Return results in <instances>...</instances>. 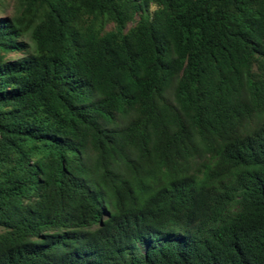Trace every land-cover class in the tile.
Here are the masks:
<instances>
[{
    "label": "trees",
    "instance_id": "1",
    "mask_svg": "<svg viewBox=\"0 0 264 264\" xmlns=\"http://www.w3.org/2000/svg\"><path fill=\"white\" fill-rule=\"evenodd\" d=\"M0 229V264H264V0L0 15Z\"/></svg>",
    "mask_w": 264,
    "mask_h": 264
},
{
    "label": "rangeland",
    "instance_id": "2",
    "mask_svg": "<svg viewBox=\"0 0 264 264\" xmlns=\"http://www.w3.org/2000/svg\"><path fill=\"white\" fill-rule=\"evenodd\" d=\"M2 1L4 3V7L0 10V15L2 17L13 15L16 8L18 7L19 0H2ZM21 57H23L22 53H14L9 56V59L16 60Z\"/></svg>",
    "mask_w": 264,
    "mask_h": 264
}]
</instances>
